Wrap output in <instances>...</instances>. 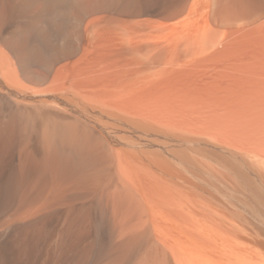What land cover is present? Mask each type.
Segmentation results:
<instances>
[{
  "label": "bare ground",
  "instance_id": "1",
  "mask_svg": "<svg viewBox=\"0 0 264 264\" xmlns=\"http://www.w3.org/2000/svg\"><path fill=\"white\" fill-rule=\"evenodd\" d=\"M0 264H264V0H0Z\"/></svg>",
  "mask_w": 264,
  "mask_h": 264
}]
</instances>
